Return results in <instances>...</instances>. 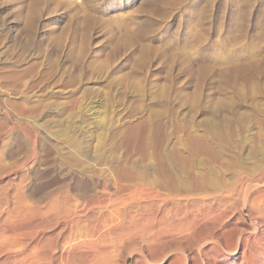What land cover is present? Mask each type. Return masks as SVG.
Returning <instances> with one entry per match:
<instances>
[{"label": "rangeland", "instance_id": "rangeland-1", "mask_svg": "<svg viewBox=\"0 0 264 264\" xmlns=\"http://www.w3.org/2000/svg\"><path fill=\"white\" fill-rule=\"evenodd\" d=\"M257 162L264 0H0V264L30 256L36 198L45 208L68 196L73 209L81 179L154 183L172 217L179 195ZM238 213L226 229L251 237L259 219ZM201 241L135 251L128 264L207 262L200 250L226 264Z\"/></svg>", "mask_w": 264, "mask_h": 264}, {"label": "bare ground", "instance_id": "bare-ground-1", "mask_svg": "<svg viewBox=\"0 0 264 264\" xmlns=\"http://www.w3.org/2000/svg\"><path fill=\"white\" fill-rule=\"evenodd\" d=\"M71 144L72 150L75 149V151H79L82 147L80 146L82 143L79 145L76 141ZM253 168L245 166L241 171L234 170L232 173L231 170L226 171L227 175H230L229 183L219 182L220 179L217 181L211 177L213 182H216L207 190L204 187V191L195 194L197 198L179 195L176 200L178 215H174L178 216V219L171 217V214L163 209L168 199L163 197L165 194L162 196L160 191L154 190L156 187L154 183L144 181L145 183L133 187V185L119 186L117 182L113 184L107 178L101 177L94 179L91 183L81 179L70 187V191L79 200L76 201L73 209L68 206V196L55 198L45 208L39 207L41 199L36 198L38 205L32 208L33 213H31L35 230V236L32 235L35 238V242L32 243L34 247L30 256H27V251V255L24 254L26 257L23 256L24 258L17 262L21 264H118L119 256L120 264H128L135 251H163L171 241H176L177 238L178 247H181L183 240L199 236L202 244L215 242L211 251L217 249L226 264L238 260L237 264H264V248L257 245L264 237L262 231L264 228V164L257 162ZM238 198L243 202L241 209H235L236 205L230 202L233 199L238 202ZM236 210H239L238 219L244 223H248V216L253 218L257 216V220L259 219L258 222L253 223L254 227L251 224L253 228L251 237L243 236L242 231L226 229ZM29 212L31 210L25 211L23 217ZM59 225L57 234L46 235ZM227 236L231 237L232 241L221 245L222 239L226 242ZM61 237L64 238L62 245ZM22 242H20L21 246H23ZM25 243L27 244L24 241ZM158 251L155 257L162 255L158 254ZM209 252L210 250H200L201 256L208 261L204 263L199 261L197 264H212V259H208ZM140 254L142 253L138 255ZM154 254L152 252V255ZM28 257L31 258L30 262L24 263ZM156 259L152 260L158 262L159 258Z\"/></svg>", "mask_w": 264, "mask_h": 264}]
</instances>
